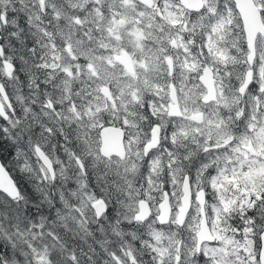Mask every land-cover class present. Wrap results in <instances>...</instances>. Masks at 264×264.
<instances>
[{
    "label": "snow or ice",
    "instance_id": "1",
    "mask_svg": "<svg viewBox=\"0 0 264 264\" xmlns=\"http://www.w3.org/2000/svg\"><path fill=\"white\" fill-rule=\"evenodd\" d=\"M0 264H264V0H0Z\"/></svg>",
    "mask_w": 264,
    "mask_h": 264
}]
</instances>
